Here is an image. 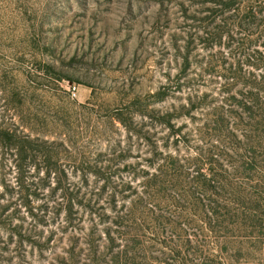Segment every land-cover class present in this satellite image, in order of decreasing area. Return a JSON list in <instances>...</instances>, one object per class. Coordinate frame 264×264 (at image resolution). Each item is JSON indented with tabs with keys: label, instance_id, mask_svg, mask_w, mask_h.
Listing matches in <instances>:
<instances>
[{
	"label": "rangeland",
	"instance_id": "374dc122",
	"mask_svg": "<svg viewBox=\"0 0 264 264\" xmlns=\"http://www.w3.org/2000/svg\"><path fill=\"white\" fill-rule=\"evenodd\" d=\"M0 264H264V0H0Z\"/></svg>",
	"mask_w": 264,
	"mask_h": 264
},
{
	"label": "built area",
	"instance_id": "2783aa9c",
	"mask_svg": "<svg viewBox=\"0 0 264 264\" xmlns=\"http://www.w3.org/2000/svg\"><path fill=\"white\" fill-rule=\"evenodd\" d=\"M73 89L75 90V87Z\"/></svg>",
	"mask_w": 264,
	"mask_h": 264
}]
</instances>
